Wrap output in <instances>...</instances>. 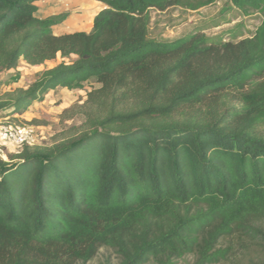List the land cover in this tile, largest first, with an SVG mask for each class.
I'll use <instances>...</instances> for the list:
<instances>
[{
	"label": "trees",
	"instance_id": "trees-1",
	"mask_svg": "<svg viewBox=\"0 0 264 264\" xmlns=\"http://www.w3.org/2000/svg\"><path fill=\"white\" fill-rule=\"evenodd\" d=\"M40 1L0 0V86L20 60L75 59L4 94L0 114L99 88L76 135L0 158V264H88L101 248L116 264H220L233 237L264 256V0H230L260 16L251 37L171 41L148 38L151 10L217 0H92L91 30L61 35L66 16L37 17Z\"/></svg>",
	"mask_w": 264,
	"mask_h": 264
},
{
	"label": "rangeland",
	"instance_id": "rangeland-1",
	"mask_svg": "<svg viewBox=\"0 0 264 264\" xmlns=\"http://www.w3.org/2000/svg\"><path fill=\"white\" fill-rule=\"evenodd\" d=\"M94 2L76 0L74 4H70L69 0H41L36 4L38 8L36 16L39 18L66 16L64 22L52 29L55 34L88 32L92 28L94 16L104 8L102 4ZM84 10H92V12L85 14ZM149 18L148 38L155 41L175 40L196 29H202L208 38L230 40L236 33H242L243 37H251L261 22L260 16L255 13L242 16L230 0H217L212 5L197 10L178 7L163 12L151 10ZM215 25L219 26L214 27ZM74 59V57L62 59L57 56L40 66H29L20 60L16 69L3 75L0 97L17 88H28L43 71L61 62L68 64ZM97 88L99 85L91 79L84 83L80 90L68 91L58 88L50 91L42 102L33 103L21 116L0 114V126L16 125L33 128L37 136L36 146H52L76 135L82 129L85 122L82 114L87 94ZM19 150L11 145H0V155L4 160L16 155ZM227 245L232 246V251L228 260L220 264H258L264 261V256L258 252H250V260H247L244 248L238 244L235 237L222 242L223 247ZM105 261L111 264L118 262L116 254L111 249L101 248L88 264H100ZM192 262L193 258L188 256L178 260L177 264Z\"/></svg>",
	"mask_w": 264,
	"mask_h": 264
},
{
	"label": "built area",
	"instance_id": "built-area-1",
	"mask_svg": "<svg viewBox=\"0 0 264 264\" xmlns=\"http://www.w3.org/2000/svg\"><path fill=\"white\" fill-rule=\"evenodd\" d=\"M0 145H11L19 149L24 146L33 147L37 145V136L34 129L27 126H0Z\"/></svg>",
	"mask_w": 264,
	"mask_h": 264
},
{
	"label": "bare ground",
	"instance_id": "bare-ground-1",
	"mask_svg": "<svg viewBox=\"0 0 264 264\" xmlns=\"http://www.w3.org/2000/svg\"><path fill=\"white\" fill-rule=\"evenodd\" d=\"M76 0H69V3L70 4H74V2H75ZM83 1H87V0H83ZM94 2V1H93ZM95 4H98L97 2H94ZM85 11V10H84ZM92 12V10H90V11H85V14H88V13H91Z\"/></svg>",
	"mask_w": 264,
	"mask_h": 264
},
{
	"label": "crops",
	"instance_id": "crops-1",
	"mask_svg": "<svg viewBox=\"0 0 264 264\" xmlns=\"http://www.w3.org/2000/svg\"><path fill=\"white\" fill-rule=\"evenodd\" d=\"M92 26V25H91ZM55 34V33H54ZM61 34H65V33H60V34H55V35H61Z\"/></svg>",
	"mask_w": 264,
	"mask_h": 264
}]
</instances>
